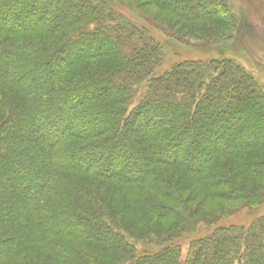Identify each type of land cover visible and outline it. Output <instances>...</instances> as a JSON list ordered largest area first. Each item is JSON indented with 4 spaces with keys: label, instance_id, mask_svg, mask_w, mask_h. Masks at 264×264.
<instances>
[{
    "label": "trees",
    "instance_id": "16d2710c",
    "mask_svg": "<svg viewBox=\"0 0 264 264\" xmlns=\"http://www.w3.org/2000/svg\"><path fill=\"white\" fill-rule=\"evenodd\" d=\"M118 5L0 0V264H174L161 253L192 235L182 264H264V216L207 237L182 205L190 188L232 198L264 177L263 90L230 59L149 78L150 30ZM153 5L198 35L233 17L219 0ZM166 218L181 226L137 253L127 237Z\"/></svg>",
    "mask_w": 264,
    "mask_h": 264
},
{
    "label": "rangeland",
    "instance_id": "374dc122",
    "mask_svg": "<svg viewBox=\"0 0 264 264\" xmlns=\"http://www.w3.org/2000/svg\"><path fill=\"white\" fill-rule=\"evenodd\" d=\"M112 1L119 3V10L124 15L139 24H144L150 30L156 56L149 78L183 59H198L205 62L212 58L214 61L230 59L241 65L264 92V0H219L233 17L228 21L219 20L221 24L208 25L207 33H199V35L187 27L182 20L173 18L170 12L158 10L153 5V0ZM107 19L112 25L126 24L124 18H119L115 14ZM147 78L133 86L135 97L131 108L145 97L143 93L149 80ZM229 197L232 198L223 195L204 197L202 194L192 192L190 188L182 195L184 201L182 205L186 213L182 212L183 217L189 224L200 229L198 235L206 233L207 237L211 236L210 231L215 225H223L225 230L231 228L244 233L248 231L251 220L264 216V177H249L247 185L241 191L233 192ZM165 205L171 204L165 203ZM212 221L217 223L206 227V223ZM176 226H181V223L176 219L166 218L159 221V230L152 231L148 239L142 238V233H134L127 237V241L134 245L137 253L142 250H154L156 248L145 247L156 244L153 240H156L158 235L155 234L166 235ZM217 232L222 231L218 229ZM195 236L197 235L179 239L178 247L168 251L163 250L161 254L165 253L170 259L173 258L174 264L177 262L182 264L180 261H185L189 254L196 252L200 246L198 243L189 242ZM241 243L243 245L242 241ZM240 248L242 250L241 246ZM153 258L148 259L150 263ZM136 262L140 264L141 260ZM233 264H237V261Z\"/></svg>",
    "mask_w": 264,
    "mask_h": 264
}]
</instances>
